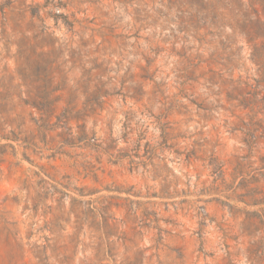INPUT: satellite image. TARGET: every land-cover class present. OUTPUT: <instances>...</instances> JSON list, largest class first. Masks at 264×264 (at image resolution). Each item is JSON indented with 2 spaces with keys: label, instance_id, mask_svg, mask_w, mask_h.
Listing matches in <instances>:
<instances>
[{
  "label": "rangeland",
  "instance_id": "1",
  "mask_svg": "<svg viewBox=\"0 0 264 264\" xmlns=\"http://www.w3.org/2000/svg\"><path fill=\"white\" fill-rule=\"evenodd\" d=\"M0 264H264V0H0Z\"/></svg>",
  "mask_w": 264,
  "mask_h": 264
}]
</instances>
